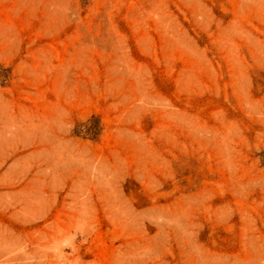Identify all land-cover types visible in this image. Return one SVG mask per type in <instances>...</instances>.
<instances>
[{"label": "rangeland", "instance_id": "rangeland-1", "mask_svg": "<svg viewBox=\"0 0 264 264\" xmlns=\"http://www.w3.org/2000/svg\"><path fill=\"white\" fill-rule=\"evenodd\" d=\"M0 264H264V0H0Z\"/></svg>", "mask_w": 264, "mask_h": 264}]
</instances>
